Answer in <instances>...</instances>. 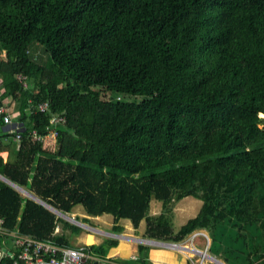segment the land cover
Masks as SVG:
<instances>
[{"label": "trees", "instance_id": "obj_1", "mask_svg": "<svg viewBox=\"0 0 264 264\" xmlns=\"http://www.w3.org/2000/svg\"><path fill=\"white\" fill-rule=\"evenodd\" d=\"M0 84L22 128L0 121V176L116 234L205 230L225 264H264V0H0ZM187 197L202 205L175 232ZM0 218L59 246V224L80 231L2 181Z\"/></svg>", "mask_w": 264, "mask_h": 264}, {"label": "built area", "instance_id": "obj_2", "mask_svg": "<svg viewBox=\"0 0 264 264\" xmlns=\"http://www.w3.org/2000/svg\"><path fill=\"white\" fill-rule=\"evenodd\" d=\"M2 93L3 90L0 84V95ZM7 105H0V121L2 120L5 127L11 129V132L15 134L14 140L19 141V132L22 131L21 125L12 121L11 110ZM38 109L40 112L48 111V102L40 104ZM63 121V117L51 119L52 123ZM33 140L40 141L42 138L40 139V137L33 134ZM195 238V234L189 238L191 245ZM206 239L208 240L207 237ZM191 245L177 246L176 244H169L171 247L186 249V251L195 255L196 259L193 264L212 263L211 260L214 259L208 255L209 245H206L202 251ZM91 260V251L87 249L61 247L52 241L39 240L21 233L17 227L13 229L6 227L4 220L0 218V264H92ZM106 264H114V262H107Z\"/></svg>", "mask_w": 264, "mask_h": 264}, {"label": "rangeland", "instance_id": "obj_3", "mask_svg": "<svg viewBox=\"0 0 264 264\" xmlns=\"http://www.w3.org/2000/svg\"><path fill=\"white\" fill-rule=\"evenodd\" d=\"M259 116L263 117L262 115H259ZM50 139L51 140H49V138H48V143H49L48 149L53 147L51 145L54 142V138H50ZM1 157L4 160L7 159L6 154L2 153ZM18 192L23 196L24 195L29 196L27 193L20 192V191H18ZM201 205H202V202L200 200L193 198V197H187V198H184V199L176 202L173 205L172 214H171L173 230L176 232L183 224L186 223L187 220L196 216V214L200 210ZM77 208H78V210L75 211V214L69 213V214L65 215L69 219H65L64 217H60L63 221H66V222L80 228L79 233H76L75 235L73 234L72 236L69 235V240H71V245L75 242V243H81V246H88V245L94 244L95 242L100 241V239L102 240L104 237H107L106 239L111 238L108 236L103 237L102 235H99V233H97V231H93V229H91L89 227V225L92 227L94 226L95 228L100 229V230H102L101 227H105V226H103L100 223L93 221L92 219H87V218L82 217L81 213H80V211H82L81 207L77 206ZM160 212H161V204L155 200H152L150 203V215L155 216V215H158ZM105 215L109 216L108 214H105ZM103 221L105 222L106 220H103ZM80 223L85 224V226L84 225L80 226L79 225ZM193 234L196 235V240H194L192 243L195 246V248H199L202 251L206 247V245H209L210 240L208 238V233L205 230L194 231L193 233L188 235L184 240H182L181 242H178V243L158 241V242H162L163 245H160V244L158 245L156 243L157 241L153 240V239L152 240L148 239V238L140 239L141 236H139V235L136 236L137 238H135V239L138 242H141V244L146 246V247H148V246L145 243L156 246L153 248L151 246H149L148 248L155 249L156 252L157 251L161 252L162 257H164V260L165 261L167 260L166 261V262H168L167 264H178V262H181L182 258L184 257L182 254H184V255L186 254L188 261L191 264H193L195 259H196L195 255H192L191 252L186 251V249H182L181 247H171L168 245V244H176L177 246H184V245L190 246L189 236H191ZM198 236H203L204 239H202ZM206 237L208 238V240L206 239ZM208 255L212 259H217L220 262L224 263L223 261L218 259L216 256L212 255L211 253H209ZM211 262L212 263H207V264H219L217 262L215 263L214 260H211Z\"/></svg>", "mask_w": 264, "mask_h": 264}, {"label": "crops", "instance_id": "obj_4", "mask_svg": "<svg viewBox=\"0 0 264 264\" xmlns=\"http://www.w3.org/2000/svg\"><path fill=\"white\" fill-rule=\"evenodd\" d=\"M8 107H10V106H8ZM10 110H11V107H10ZM47 146H49V143L46 145V147ZM3 154H6V156L8 157L7 153H3ZM24 197L34 201L29 196L24 195ZM76 210H78V208L74 207L71 213L75 214ZM80 213H81L82 217L87 218V219H92L93 221L100 223L103 226H105V227H101L102 230H100V229L95 228L94 226L92 227L89 225V227L91 229H93V231H97V233H99V235H102L103 237L108 236L111 238L106 239L107 237H104L102 240L100 239V241L95 242L94 244L88 245V246H81V243H75V242L71 245V240H69V235L72 236L73 233H70V231L68 229H63L62 224H59L57 226V228L55 229L54 234L57 236L61 235L62 237H65L67 240V243H68V246H61V247L84 248V249L91 251V254H92L91 262H92V264H106L107 262H114V264H141L138 247L144 246V245H142L141 242H138L135 238H137L136 236H138V235L141 236L140 239L146 238L144 236V230H145L144 221H142L139 224L138 228L136 229L133 227L132 223L129 220H127V219L120 220L118 225L122 226L123 230L121 231V233L116 234L113 232V229H112L113 217L111 215L107 216L104 214L100 217H94V218L88 217L85 215L83 209H82V211H80ZM103 220H106V221L104 222ZM79 225L85 226V224H83V223H80ZM76 233H79V232H76ZM191 236H189V238ZM112 240H116L117 243L115 246L114 245L110 246L111 245L110 241H112ZM194 240H196V238ZM43 241H49V239L43 240ZM156 243L159 245L158 241ZM145 244H147L148 247L149 246H151L152 248L156 247V246L150 245L148 243H145ZM101 246L106 250V253L103 255L99 254L98 251H96V249H98ZM191 246H194V245L192 244ZM144 247H145L146 251L145 250L143 251V256H145L147 254V259L151 264H167L168 263V262H166L167 260L165 261L164 257H162L161 252H159V251L156 252L155 249H151V248H148L146 246H144ZM197 249H199V248H197ZM208 253H209V251H208ZM182 255L184 257L182 258L181 262H178V264H191L188 261L186 254L185 255L182 254Z\"/></svg>", "mask_w": 264, "mask_h": 264}, {"label": "water", "instance_id": "obj_5", "mask_svg": "<svg viewBox=\"0 0 264 264\" xmlns=\"http://www.w3.org/2000/svg\"><path fill=\"white\" fill-rule=\"evenodd\" d=\"M0 181L6 183L7 185H9L10 187H12L13 189H15L16 191H20V192H24L27 193L29 195V197H31L36 203H39L40 205L44 206L45 208H47L48 210H50L52 213H54L55 215H57L58 217H64L65 219H68L64 214L58 212L57 210L53 209L52 207L48 206L47 204L43 203L42 201L38 200L36 197L32 196L31 194H29L27 191L23 190L21 187L17 186L16 184L10 182L9 180H7L6 178L0 176ZM159 244H162V242H158ZM169 245V244H168ZM215 262L219 263V264H224L222 262H220L217 259H214Z\"/></svg>", "mask_w": 264, "mask_h": 264}, {"label": "clouds", "instance_id": "obj_6", "mask_svg": "<svg viewBox=\"0 0 264 264\" xmlns=\"http://www.w3.org/2000/svg\"><path fill=\"white\" fill-rule=\"evenodd\" d=\"M260 114H261V113H260ZM260 114H259V115H260ZM261 115L263 116L262 118H264V115H263V114H261ZM208 254H209V253H208ZM214 261H215V260H214Z\"/></svg>", "mask_w": 264, "mask_h": 264}]
</instances>
